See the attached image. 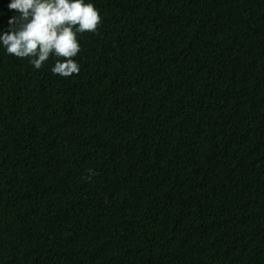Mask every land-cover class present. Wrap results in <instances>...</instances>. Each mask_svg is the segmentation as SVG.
Wrapping results in <instances>:
<instances>
[{"label": "trees", "instance_id": "1", "mask_svg": "<svg viewBox=\"0 0 264 264\" xmlns=\"http://www.w3.org/2000/svg\"><path fill=\"white\" fill-rule=\"evenodd\" d=\"M85 3L78 75L0 46V264H264V0Z\"/></svg>", "mask_w": 264, "mask_h": 264}, {"label": "clouds", "instance_id": "2", "mask_svg": "<svg viewBox=\"0 0 264 264\" xmlns=\"http://www.w3.org/2000/svg\"><path fill=\"white\" fill-rule=\"evenodd\" d=\"M9 29L0 32V46L6 54L27 59L36 70L50 58L54 75L69 78L79 74L75 57L82 51L78 36L95 34L103 17L93 3L85 0H10ZM90 174H94L91 173Z\"/></svg>", "mask_w": 264, "mask_h": 264}]
</instances>
